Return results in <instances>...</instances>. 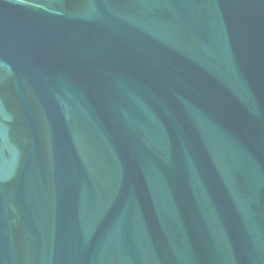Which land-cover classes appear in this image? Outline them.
<instances>
[{"label": "water", "instance_id": "water-1", "mask_svg": "<svg viewBox=\"0 0 264 264\" xmlns=\"http://www.w3.org/2000/svg\"><path fill=\"white\" fill-rule=\"evenodd\" d=\"M0 264H264V0H0Z\"/></svg>", "mask_w": 264, "mask_h": 264}]
</instances>
